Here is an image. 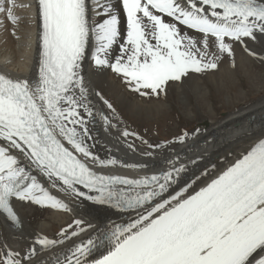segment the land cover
<instances>
[{"label":"snow or ice","instance_id":"1","mask_svg":"<svg viewBox=\"0 0 264 264\" xmlns=\"http://www.w3.org/2000/svg\"><path fill=\"white\" fill-rule=\"evenodd\" d=\"M16 6L0 0V15L19 40ZM34 6L28 17L36 28L34 75L0 72V217L19 229L21 202L72 211L59 192L128 219L96 225L77 218L22 247L0 238V264H264V133L229 153L223 167L195 174L191 166L203 157L185 162L171 145L200 129L164 144L121 130V117L89 78L111 69L126 88L151 98L166 95L170 82L214 74L225 59L235 68L237 45L264 63V0H34ZM98 126L110 135L115 129L127 149L149 160L102 158L94 151ZM158 148L174 154L153 171Z\"/></svg>","mask_w":264,"mask_h":264},{"label":"bare ground","instance_id":"2","mask_svg":"<svg viewBox=\"0 0 264 264\" xmlns=\"http://www.w3.org/2000/svg\"><path fill=\"white\" fill-rule=\"evenodd\" d=\"M28 4H32L33 7L31 9L27 8L26 5ZM16 5L15 14L21 17L19 26L16 28L20 37L19 40L12 35L14 26L8 19L0 15V72L8 73L14 77L31 78L36 67L37 40L36 28L34 25L29 24L28 17L35 13L34 0H16ZM29 44L31 47H28ZM249 46L261 53L262 45L259 43L252 42ZM241 76L244 78L248 77L253 84L258 81L264 83V63H261L257 58L248 56L237 45L235 68L231 66L228 59H225L219 70L214 74L203 75L194 73L191 74V79H188L183 84L179 82L171 84L170 82V87L164 96L170 97L171 102L174 101L189 111L191 96L194 95L199 105L206 100L207 95L210 94L211 87L219 93L226 92V90L237 86L241 81ZM89 78L95 91H99L106 99L110 97L112 100L115 99L118 106L116 111L120 117H122V113L119 110L122 112L126 111L127 114L129 112L138 122H150L156 120L166 110V106H171L170 100L167 102L163 100L145 101L138 93H136V97L111 69H105L102 72H90ZM235 97L239 98L240 101L243 100V103L241 105L233 104L234 106L221 119H218L217 114L214 112L215 109L211 105L208 118L204 119L205 121H201L192 130L193 132L195 129H200L199 134L195 137L190 135V138L183 145L178 143L171 145V149L180 152L185 162L196 157H203L196 165L191 166L192 172L195 174H199L206 166L211 164L223 167L222 161L225 157L229 160L232 159L229 153L238 154L257 136L264 133V94L251 98L248 97V93H240ZM229 99L231 98L229 97ZM188 114L190 117L196 118L195 113L192 111ZM122 121L121 130L126 127V123L124 120ZM98 127V139L94 151L102 158L116 156L117 158L125 159L129 163L149 160L148 157H142L138 153H133L127 149L123 142V137L118 139L119 133L115 129L112 130L110 135L104 132L102 126ZM134 143L146 148V145H141L138 140H135ZM164 143L166 142L154 144ZM153 151L157 161V168L152 169L153 171L165 166L162 163L164 156L174 154L173 151L163 148L154 149ZM113 174L136 177L145 173L133 169H116ZM55 194L69 203L72 211L54 209L50 217L46 216L43 218L42 212H44L45 208L30 204L36 208L37 212L30 213V211L26 213L22 210L23 205L26 203L21 202L17 204L18 213L22 221L21 228L11 227L5 222L3 217H0V238H7L13 247H22L30 242L34 234L48 235L50 238L58 234L52 230L54 222H59L63 226L71 223L74 219L80 218L86 222L99 225L102 221L119 223L128 219L127 215H121L108 206L94 204L86 200L81 202L59 192Z\"/></svg>","mask_w":264,"mask_h":264},{"label":"rangeland","instance_id":"3","mask_svg":"<svg viewBox=\"0 0 264 264\" xmlns=\"http://www.w3.org/2000/svg\"><path fill=\"white\" fill-rule=\"evenodd\" d=\"M263 87H264L263 82L258 81L253 84L252 80H250L248 77L244 78L243 76H241V81L237 84V86L230 90H226L227 93L225 91L223 93H219L217 90L211 87L210 94L207 95V98L205 101L199 104L200 106L197 104L194 95L191 96L190 98L191 104H189V108H188L189 111L185 110L184 107L179 106L174 101L171 102V98L166 97L164 95H161L160 97L154 96L151 98L143 97L145 101L163 100L167 102L170 100V103H171V106L169 107L166 106L165 108L166 110L156 120H152L150 122H142V121L138 122L132 117L131 114H129V112L128 114L126 111L122 112L121 110H119V112L122 113L121 118L126 123V127L128 128L129 131H135L140 136L144 137L150 143H153V144L157 142H168V141L175 140V138L185 130L191 133L192 130L201 121H205L204 119L208 118L211 105H213L215 109L214 112L217 114L218 119H221L224 115L228 113V111L234 105H241L243 103V100L240 101L239 98L235 96H238L240 93H244V94L248 93V97L254 98L257 95L264 94ZM131 92L132 94H135V96L137 97L135 92L133 91ZM229 97L231 99H229ZM107 99L113 104V107L117 109L116 107L118 106L116 105L117 103L115 99L112 100L111 97ZM190 111L195 113L196 118L189 116L188 113H190ZM22 210L23 212H26V213H29L30 211H31L30 213L37 212L36 208L30 204H24L22 207ZM53 210L54 209H51V208H45L44 212H42V217L43 218H45L46 216L50 217L52 215L51 212H53ZM68 224L69 223L61 226L59 222H54V227L52 228V230L59 233L61 228L66 227Z\"/></svg>","mask_w":264,"mask_h":264}]
</instances>
